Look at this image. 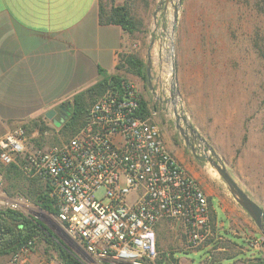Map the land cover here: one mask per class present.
Instances as JSON below:
<instances>
[{
  "label": "rangeland",
  "instance_id": "obj_1",
  "mask_svg": "<svg viewBox=\"0 0 264 264\" xmlns=\"http://www.w3.org/2000/svg\"><path fill=\"white\" fill-rule=\"evenodd\" d=\"M99 2L106 9L123 6L129 12L137 30L129 34V45L120 61V76L135 85L134 76L125 64L129 56L140 59L145 69L149 67L150 87L146 70V81L141 80L138 95L151 109H158L156 118H162L174 138L186 147L184 157L200 175L198 180L202 177L208 180L206 184L213 192L208 199L215 214V232L246 250L238 254L236 248L217 242L209 253L204 249L185 251L176 224L164 222L157 229L161 255L173 253L180 258L178 264H210L211 256L216 258V264H258V260L263 263L264 242L259 250H254L249 242L233 237L232 232L239 225L250 231L257 227L206 157L223 164L238 187L264 211V59L260 54L264 49V0H181L179 4L178 0ZM174 106L193 129L191 133L180 120L187 131L188 146L174 126ZM62 110L59 107L58 115ZM52 123L54 128L47 132L41 119L32 120L27 130L33 137L38 128L32 139L34 145H54L68 140L61 135L59 117ZM43 132L48 135L42 136ZM5 167L0 164V192L9 199L27 201L28 217H35L56 237L55 223L48 218L51 214L17 195L10 179L4 177ZM102 195L100 191L95 196ZM47 240L52 243L50 236L37 240L33 263L44 260L47 264L51 254L56 253ZM222 247L225 252L218 251ZM224 257L230 258L222 260ZM9 259L10 256L1 257L0 264H7Z\"/></svg>",
  "mask_w": 264,
  "mask_h": 264
},
{
  "label": "built area",
  "instance_id": "obj_2",
  "mask_svg": "<svg viewBox=\"0 0 264 264\" xmlns=\"http://www.w3.org/2000/svg\"><path fill=\"white\" fill-rule=\"evenodd\" d=\"M138 110L136 87L127 82L122 93L109 90L99 97L85 125L65 142L36 146L22 127L0 137L1 165L16 164L52 188L58 214L48 217L57 235L51 244L80 264H175L171 254L162 258L159 251L157 229L164 222L176 224L190 251L220 240L202 184L167 150L157 111L142 118ZM5 209L28 216L30 205L0 192ZM263 242L251 247L259 250ZM35 248L33 239L7 264H31ZM47 264L66 263L56 252Z\"/></svg>",
  "mask_w": 264,
  "mask_h": 264
},
{
  "label": "crops",
  "instance_id": "obj_3",
  "mask_svg": "<svg viewBox=\"0 0 264 264\" xmlns=\"http://www.w3.org/2000/svg\"><path fill=\"white\" fill-rule=\"evenodd\" d=\"M128 45L129 34L120 26L100 24L99 0H0V137L16 127L28 133L33 119H41L46 131L54 128L46 118L48 111H55L57 118L59 107L71 103L76 94L101 81L104 75L120 76L117 65ZM134 84L137 90L141 79L134 76ZM147 107L149 111L158 110L148 103ZM155 122L173 158L198 179L200 175L184 157L186 147L174 138L162 118H155ZM37 129L33 137L29 135L32 139ZM199 182L210 196L213 192L206 184L208 180L202 177ZM208 202L215 230V214ZM239 226L232 232L233 237L250 245L257 234L258 240L263 238L258 228L250 231ZM215 233L219 244L236 248L238 254L246 251L218 231ZM215 243L204 250L208 252ZM182 249L189 251L184 244ZM219 250L226 251L223 247ZM171 254L178 264L180 258ZM32 257L31 264H37Z\"/></svg>",
  "mask_w": 264,
  "mask_h": 264
},
{
  "label": "trees",
  "instance_id": "obj_4",
  "mask_svg": "<svg viewBox=\"0 0 264 264\" xmlns=\"http://www.w3.org/2000/svg\"><path fill=\"white\" fill-rule=\"evenodd\" d=\"M111 1L115 2V0ZM99 22L103 25H118L127 34H132L137 30L129 12L123 6H112L110 9H106L99 2ZM260 54L264 59V49L260 51ZM122 58H124L123 55L120 57L119 64L117 65L118 70L121 69L120 61ZM125 64L133 76L139 77L144 82L146 81L145 65L140 59L129 56L125 60ZM126 83L119 75H104L101 81L76 94L71 103L63 104L65 116L61 124V135L66 139H70L85 125L92 104L107 90L122 93L123 86ZM138 115L142 118L149 116L147 103L141 97H139ZM60 118L62 117L59 115ZM41 130H44V128ZM3 169L4 177L8 180L10 179L13 188L17 191V195L32 201L35 206L46 213L54 216L58 214L54 201L50 198L52 188L48 183H43L38 178L27 177L16 164H11ZM48 236L53 237V234L37 219L34 220L16 210H0V258L12 255L33 239H36L37 242V240L48 238ZM47 242L51 243L49 240ZM54 249H56L59 257L66 264H80L60 247L54 246ZM161 257L163 258L165 255H161ZM229 258L224 257L222 260ZM215 259L214 256H211L210 264H216ZM172 260L176 264L177 260L173 258ZM258 261V264H264L261 260Z\"/></svg>",
  "mask_w": 264,
  "mask_h": 264
},
{
  "label": "water",
  "instance_id": "obj_5",
  "mask_svg": "<svg viewBox=\"0 0 264 264\" xmlns=\"http://www.w3.org/2000/svg\"><path fill=\"white\" fill-rule=\"evenodd\" d=\"M181 2V0H178V4ZM177 18V7L174 8V23L176 22ZM173 32V29H172ZM171 52L173 55V48L171 45ZM147 81L148 86L150 87V75H149V67H147ZM172 72V79H171V89H172V101H174V95H176V89H175V72L173 69V66L171 68ZM56 114L55 111H48L46 114V118L50 121H54V115ZM62 118L59 119V121L63 122V118L65 116L64 110H62L59 114ZM174 116H175V122L174 126L179 131V134L184 138L185 144L188 146L189 142L187 139V131L182 128L180 125V120L187 126L188 130L192 133L193 129L192 127L187 123L186 118L180 117L177 113L176 107L174 106ZM194 148L191 146V153L194 154ZM206 160L210 164V166L217 172V174L220 176V178L224 181L226 184L229 192L235 199V201L243 208V210L249 215V217L252 219L258 230L261 232V234L264 236V211L256 204L254 203L234 182V180L230 177L228 174L225 166L223 164H220L216 160L206 157ZM32 219H36L35 217L30 216Z\"/></svg>",
  "mask_w": 264,
  "mask_h": 264
},
{
  "label": "bare ground",
  "instance_id": "obj_6",
  "mask_svg": "<svg viewBox=\"0 0 264 264\" xmlns=\"http://www.w3.org/2000/svg\"><path fill=\"white\" fill-rule=\"evenodd\" d=\"M171 40H172V37H171ZM170 46H171V44H170ZM170 55H171V64H172V61H173V55H172V52L170 51Z\"/></svg>",
  "mask_w": 264,
  "mask_h": 264
}]
</instances>
